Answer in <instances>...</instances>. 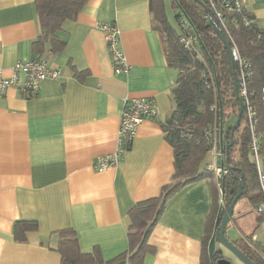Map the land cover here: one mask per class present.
Listing matches in <instances>:
<instances>
[{
    "label": "crops",
    "instance_id": "obj_1",
    "mask_svg": "<svg viewBox=\"0 0 264 264\" xmlns=\"http://www.w3.org/2000/svg\"><path fill=\"white\" fill-rule=\"evenodd\" d=\"M165 4L175 25L178 10L171 0ZM243 4L264 25V0ZM102 22L118 25L129 72L114 71ZM62 28L64 48L41 54L61 68L60 78L43 80L31 95L12 86L0 96V264H61L55 231L66 227L77 231L84 252L98 248L106 260L126 252L129 211L158 196L176 171L174 148L162 128L175 104L176 70L153 26L150 0H88ZM41 31L35 0H0L5 75L32 57ZM130 97L155 99L157 115L138 126L120 164L96 169L98 157L116 148L122 107ZM211 159L210 152L205 162ZM212 205L207 179L182 187L168 198L150 232L155 250L127 264H202ZM19 220L38 223L24 241L14 236Z\"/></svg>",
    "mask_w": 264,
    "mask_h": 264
},
{
    "label": "trees",
    "instance_id": "obj_2",
    "mask_svg": "<svg viewBox=\"0 0 264 264\" xmlns=\"http://www.w3.org/2000/svg\"><path fill=\"white\" fill-rule=\"evenodd\" d=\"M227 1L217 0V3L225 7ZM87 2L88 0H35L42 31L32 44V57H43L41 54L44 55L45 51H61L67 43L63 22L66 19H76ZM203 2L204 4L197 0H171L172 7L178 10L176 22L180 23L181 18L185 17L188 20L186 29L196 38L195 49H190L181 42L176 24L170 22L165 0H150L153 26L162 37L169 65L176 70L175 86L172 89L174 108L162 122L165 137L174 148L176 171L173 180L162 187L158 196L139 201L131 208L129 249L112 259H104L98 248L92 252L82 251L74 228L56 230L58 242L54 249L61 255V264L142 262L147 252L155 250L149 243V235L165 209L168 198L185 185L201 179L208 180L213 197L202 239L201 263L213 264L208 244L221 199L222 216L242 182V196L248 197L255 211V206L262 200L257 163L251 147L255 141L264 167V25L259 24L256 16L246 9L243 0L238 7L224 8V17L231 33L228 34L224 29L222 31L230 43V37L234 39L241 55L250 62L247 90L250 104L256 113L251 125L243 97L244 110L238 122L240 102L234 87L230 56L217 32L216 26L221 28V25L214 15L205 17L211 13V8L205 0ZM234 62L238 78L239 64L235 60ZM228 119L231 121L225 130ZM221 123L224 128L221 149L225 156L228 153V165L225 163L227 172L219 178V187L214 171L208 168L205 160L211 152L214 137L221 142ZM226 140L230 141L228 150ZM257 216L259 222L264 221L263 215L257 212ZM37 228L36 220H19L14 227L15 239L24 241L28 231ZM255 233L256 231L233 242L257 264H264V244L258 241L259 237L252 239ZM246 239L254 241V249L247 244ZM216 253L213 255L214 264H217L216 257L220 251L216 250Z\"/></svg>",
    "mask_w": 264,
    "mask_h": 264
},
{
    "label": "built area",
    "instance_id": "obj_3",
    "mask_svg": "<svg viewBox=\"0 0 264 264\" xmlns=\"http://www.w3.org/2000/svg\"><path fill=\"white\" fill-rule=\"evenodd\" d=\"M210 8L211 13L206 14L205 17L209 18L210 15H214L222 30L228 34L231 33L229 24L224 17V8L226 7H238L242 0H228L225 2V7L219 5L217 0H205ZM178 32L180 34L181 42L190 49H195L196 38L188 32L186 26H188V20L184 17L181 18V22L177 23ZM99 26L105 33L106 42L110 51L112 64L116 73H127L131 66L128 62L127 56L124 52L121 43V31L115 22H102ZM231 47L234 60L239 64V92L241 97L246 101V110L249 116L251 125L255 121V111L249 101V93L247 90V77L250 74V62L241 55L234 39L230 37ZM62 75L60 67H54L48 64L47 59L44 57L33 56L27 60H21L14 63L9 75H5L0 69V96L3 95L9 87H16L22 94L31 95L36 93L41 86V83L45 79L58 80ZM264 96V95H263ZM215 108V105H213ZM157 115L156 101L150 97H130L127 98L122 107L120 116V125L116 138V148L114 151L101 155L94 163V167L99 170L106 169L107 167L116 166L120 164L123 158V154L134 138L138 126L145 119L153 118ZM216 137V136H215ZM212 140L211 156L212 159L207 162L208 168L214 171V177L219 187L221 184L219 178L227 172L225 167V154L221 149L222 143H219V139ZM251 149L254 151V158L258 168V179L262 192V200L255 206L256 211L264 216V167L260 162V158L257 152V145L254 141ZM222 201V199H221ZM223 203V201H222ZM257 235L254 234L252 239L255 240ZM246 239L245 241L249 246L254 249L253 241Z\"/></svg>",
    "mask_w": 264,
    "mask_h": 264
},
{
    "label": "water",
    "instance_id": "obj_4",
    "mask_svg": "<svg viewBox=\"0 0 264 264\" xmlns=\"http://www.w3.org/2000/svg\"><path fill=\"white\" fill-rule=\"evenodd\" d=\"M199 2H201L202 4H204L203 0H197ZM217 27V32L220 36V38L222 39L223 43L225 44L227 51L229 53L230 56V60H231V64H232V68H233V73H234V87L236 90V95L239 99L240 102V109H239V115H238V122L240 120V116L243 113L244 110V102L242 97L239 94V89H238V78L236 75V70H235V62H234V57H233V52H232V47L231 44L228 40V38L226 37V35L224 34V32L222 31V29L219 26ZM224 128H223V124L221 123L220 126V137H221V142L223 144L224 142ZM230 142V141H229ZM227 140L225 141V145H226V149L228 150V147L230 145ZM233 141H231L232 143ZM226 165H228V153L226 154L225 157V162ZM243 183L240 182V187L237 191V193L235 194L233 200L231 201V203L226 207L224 214L221 216V211H222V201L220 202V207H219V212L215 221V227L213 230V233L211 235V238L209 240V244H208V251H209V256L211 258V262L214 264L213 261V255L216 251V243L219 242L222 245H224L225 247H227L230 251H232L237 257H239L242 261H244L246 264H257L251 257H249L248 255H246L243 250L236 245L233 240L229 239V237L227 236V229L229 227V223L231 222L233 216H234V212H235V205L237 203V201L239 200V198L242 196L243 194ZM222 193H224V191L222 190ZM221 260V261H220ZM217 264H231V261L228 258H220L217 260Z\"/></svg>",
    "mask_w": 264,
    "mask_h": 264
},
{
    "label": "rangeland",
    "instance_id": "obj_5",
    "mask_svg": "<svg viewBox=\"0 0 264 264\" xmlns=\"http://www.w3.org/2000/svg\"><path fill=\"white\" fill-rule=\"evenodd\" d=\"M230 121L231 120L228 119L225 122V130L227 129V126L229 125ZM257 217H258L257 211L254 210L253 204L248 199V197L246 196L240 197L235 205L234 218H232L231 222L229 223V227L227 229V236L229 237V239L231 240L244 239V236L246 235L250 236V233L256 230V233L258 234L256 235L257 237L259 236L258 241L264 244V221H261L260 225L256 227L258 224ZM221 248H223V245L217 242L216 249L219 250ZM224 253L228 255L229 257L228 259L231 261V264H246L231 251L224 250Z\"/></svg>",
    "mask_w": 264,
    "mask_h": 264
},
{
    "label": "flooded vegetation",
    "instance_id": "obj_6",
    "mask_svg": "<svg viewBox=\"0 0 264 264\" xmlns=\"http://www.w3.org/2000/svg\"><path fill=\"white\" fill-rule=\"evenodd\" d=\"M217 250V249H216ZM224 250H228V251H230L227 247H225L224 245H223V248H221V249H219V251H220V254L219 255H217V257H216V259L218 260V259H220V258H229L228 257V255H226V253H224ZM232 252V251H231ZM233 253V252H232ZM214 254H217L216 253V251H215V253ZM234 254V253H233ZM214 261V260H213Z\"/></svg>",
    "mask_w": 264,
    "mask_h": 264
}]
</instances>
